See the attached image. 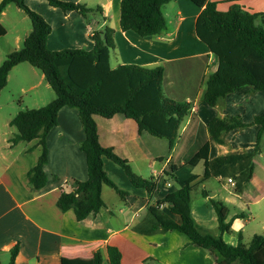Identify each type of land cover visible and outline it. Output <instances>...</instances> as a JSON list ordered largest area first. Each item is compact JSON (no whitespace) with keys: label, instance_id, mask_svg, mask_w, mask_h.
Instances as JSON below:
<instances>
[{"label":"crops","instance_id":"0c3cea01","mask_svg":"<svg viewBox=\"0 0 264 264\" xmlns=\"http://www.w3.org/2000/svg\"><path fill=\"white\" fill-rule=\"evenodd\" d=\"M59 1L84 5L91 12L83 17L74 11L63 12L52 7L46 0L24 1L30 10L41 16L51 27L46 41L50 51H90L93 48L92 35L109 28L113 30V48L109 50L110 66H161L164 69V96L188 103L190 110L180 124L177 141L172 147L165 139L153 137L147 132L139 133L137 124L121 114L110 119L95 116L100 145L113 149L118 157L128 161L131 170L136 169L137 172H133L141 178L147 179L149 171L151 174L148 178L156 180V189L148 194L134 187L118 165L104 158L103 169L107 177L126 195L121 200L112 188L103 186L101 198L104 207L96 216H88L78 222L73 211L63 213L56 205L60 194L69 192L74 181L87 179L85 154L79 149L85 134L78 113L68 107L58 111L57 124L46 136L47 162L43 171L47 182L33 192L26 174L37 164L41 147L37 140L11 144L14 132L9 122L21 110L47 105L54 95L37 69L27 63L13 67L8 74L6 86L0 92V264H9L10 251L15 246L18 251L14 264H60L62 257L90 259L97 251L102 256V264H108V246L118 249L121 254L120 264H214L220 259L215 253L193 246L177 231L143 235L135 232L132 227L145 219L147 206L179 189L186 178L197 176L198 180L201 179L202 163L189 166L187 162L205 143L209 144V159L252 152L255 148L256 155L264 158V134L257 140L259 126L250 124L254 117L264 112V92H252L246 88L225 96L214 107L202 103L205 81L215 71L216 62L195 35V21L201 9L189 0H172L164 5V18L169 16L173 19L171 29H168L165 19L164 32L144 38L130 31H121V0ZM210 1L216 3L219 11L238 5L250 12L264 14V0ZM22 14L26 16L23 10L13 4L6 6L0 14V25L6 31L5 36L0 38V64L8 53L20 48L31 30L25 29L23 25L20 29L16 27L24 21ZM8 15L14 17L10 28H7L9 24L5 26ZM9 29L13 46L9 45L10 39H7ZM19 95L27 96L26 104L15 103L14 98ZM3 97L6 98L4 102ZM234 117L249 126L225 134L221 144L214 143L208 134L207 123L213 118ZM171 166L177 170L172 172ZM196 167L200 168L199 174L189 169L182 184L176 190H171L169 181L176 179L175 175L180 169ZM53 176L56 178L53 179ZM215 180L220 184L227 182L222 178ZM203 185L204 182L200 187ZM245 190L237 195L232 187L235 198L245 201L242 205H251L257 209L264 196L253 199L248 197L246 200ZM207 194L205 198L211 200L209 192ZM161 209L167 213L165 206ZM169 215L175 222H179L177 216ZM243 215L234 214L229 221L232 223L233 220L243 219ZM254 215L248 216L243 224H249L250 220L258 217ZM242 233L243 229L237 234V241L243 239ZM232 234L230 230L225 233L228 236ZM221 236L223 238V234ZM223 240L235 246L225 238ZM6 259L8 262H5Z\"/></svg>","mask_w":264,"mask_h":264},{"label":"trees","instance_id":"16d2710c","mask_svg":"<svg viewBox=\"0 0 264 264\" xmlns=\"http://www.w3.org/2000/svg\"><path fill=\"white\" fill-rule=\"evenodd\" d=\"M25 0H1L0 14L9 4L23 10L30 20L31 30L19 49L8 53L0 64V92L7 84L13 67L27 63L42 73L54 93V99L38 109L19 111L9 122L15 134L11 144L37 140L41 153L37 164L27 174L28 185L33 192L42 188L47 177L43 167L47 162V133L57 124V113L63 107L78 113L85 139L79 149L85 154L87 179L74 181L69 192H62L56 202L61 212L73 211L78 222L88 216H96L104 207L101 198L103 186L112 188L124 199L126 193L107 177L103 169L106 158L118 165L131 184L151 194L156 189L153 177L141 178L133 173L129 162L118 157L113 149L100 145L95 116L110 119L121 114L137 124L138 132L165 139L172 147L178 138L181 122L190 110L188 103L166 98L162 84L164 69L161 66L143 68L135 65L110 66V49L113 48V30L106 28L95 32L91 40L93 48L50 51L47 37L51 27L41 16L30 10ZM52 7L63 12L74 11L86 17L91 12L84 5L46 0ZM172 0H121L119 27L123 32H133L139 37L158 36L166 29L162 7ZM201 9L195 21V35L214 56L216 68L205 81L202 103L214 107L225 96L249 88L252 92H264V14L253 13L238 5L219 11L210 0H189ZM6 31L0 25V38ZM251 125L259 126L257 140L264 134V112L254 117ZM249 126L234 118H213L207 123V131L216 144L223 142L225 134ZM252 152L227 154L209 159V144L205 143L187 162L189 166L203 165L200 180L197 176L186 179L176 191L146 208L143 221L132 229L143 235L177 231L195 247L215 253L220 259L214 264H264V234L253 235L247 244L241 239L235 245L227 244L222 234L229 231L231 221L226 222L227 209L219 201L210 200L215 211L220 236H214L194 221L190 212V194L208 179H232L233 190L242 194L253 176ZM172 172L177 168L171 166ZM170 176H173L172 174ZM56 177L53 176V179ZM203 197H208L202 189ZM165 206L167 213L161 209ZM177 216L175 222L170 215ZM17 246L10 251L14 264ZM108 264H120L117 248L107 247ZM100 252L90 259L64 258L60 264H102Z\"/></svg>","mask_w":264,"mask_h":264},{"label":"rangeland","instance_id":"374dc122","mask_svg":"<svg viewBox=\"0 0 264 264\" xmlns=\"http://www.w3.org/2000/svg\"><path fill=\"white\" fill-rule=\"evenodd\" d=\"M14 7V6H12ZM164 12V10H162ZM166 14V12H165ZM24 21L19 26H16L18 29L23 25L25 29L31 28L30 20L27 16H24ZM14 19L11 15H8L7 19L5 20V26L9 24L10 28V22ZM167 27L170 30L171 24H172V17H166ZM12 32L9 29L7 39L9 40V45L13 46L12 44ZM53 92V91H52ZM54 95V93H53ZM54 97V96H53ZM3 102L6 100L5 97H3ZM27 96L19 95L17 98H14L15 103H27ZM54 99V98H53ZM52 99V100H53ZM12 131L15 134V131L12 129ZM186 154V153H185ZM184 154V155H185ZM180 156L181 153H179ZM157 166L159 165L158 162ZM135 172L136 169L132 168ZM189 169H193L192 172L198 173L200 172V168H185L180 169L176 173V179H172L169 181L171 185V190H176L180 184H182L183 180L186 178V174L188 173ZM148 170V169H147ZM133 172V173H134ZM137 172V171H136ZM147 178L150 176V172L147 173ZM187 179V178H186ZM174 188V189H173ZM159 189L162 190V185L159 184ZM206 190L209 192V198L213 201H219L223 204V206L227 209L228 217L226 219V222L229 221V218L237 213H243V219H236L233 220L229 230L233 233L232 235H225L223 233V238L227 242H232L233 245H236L239 241H237V234L240 232V230L243 229V239L241 240L242 244H247L249 242L250 235H262L264 234V198L259 203L258 208H253L251 205H242V202L238 198H235L232 192V187L229 183L224 181L223 183L217 182L215 179L211 178L204 182L203 187H198L196 190L192 191L190 194V212L192 218L197 222V225L206 230V232L212 234V235H219L220 231L218 229V223L216 219L215 211L210 203V200L208 198H205L202 196L201 191ZM246 195L245 199L247 200L248 197L253 198H260L264 196V158L259 157L258 155H255L253 159V176L250 182L246 185ZM254 214H257L258 217H255L254 220H250L249 224H243L244 220H247L248 216H252ZM255 216V215H254ZM5 262H8V259H6ZM6 264V263H4Z\"/></svg>","mask_w":264,"mask_h":264},{"label":"built area","instance_id":"2783aa9c","mask_svg":"<svg viewBox=\"0 0 264 264\" xmlns=\"http://www.w3.org/2000/svg\"><path fill=\"white\" fill-rule=\"evenodd\" d=\"M227 183H229L232 187H233V185H234V183H233V180L232 179H227Z\"/></svg>","mask_w":264,"mask_h":264}]
</instances>
